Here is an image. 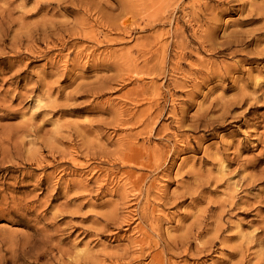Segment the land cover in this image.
I'll list each match as a JSON object with an SVG mask.
<instances>
[{"label": "rangeland", "instance_id": "rangeland-1", "mask_svg": "<svg viewBox=\"0 0 264 264\" xmlns=\"http://www.w3.org/2000/svg\"><path fill=\"white\" fill-rule=\"evenodd\" d=\"M0 264H264V0H0Z\"/></svg>", "mask_w": 264, "mask_h": 264}]
</instances>
